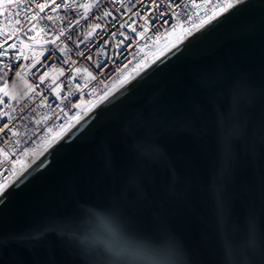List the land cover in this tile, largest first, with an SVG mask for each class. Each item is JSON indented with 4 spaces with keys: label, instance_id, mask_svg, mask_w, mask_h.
Segmentation results:
<instances>
[{
    "label": "water",
    "instance_id": "water-1",
    "mask_svg": "<svg viewBox=\"0 0 264 264\" xmlns=\"http://www.w3.org/2000/svg\"><path fill=\"white\" fill-rule=\"evenodd\" d=\"M248 4L142 69L9 184L0 264H264V0Z\"/></svg>",
    "mask_w": 264,
    "mask_h": 264
},
{
    "label": "snow or ice",
    "instance_id": "snow-or-ice-1",
    "mask_svg": "<svg viewBox=\"0 0 264 264\" xmlns=\"http://www.w3.org/2000/svg\"><path fill=\"white\" fill-rule=\"evenodd\" d=\"M179 7L172 0H4L0 4V97L12 99L14 103L0 110V134L18 135L16 113L30 107V104H25L17 109L16 104L20 103L21 96L13 97L11 93L14 80L30 74L37 81L27 86L26 99L29 102H34L38 97L40 106H47L51 94L54 100H59L63 105V108H60V104L56 105L61 112L64 108L75 110L80 107L74 100L81 86L77 84L75 89L68 87L67 95L63 94V87L79 79H83L86 87L100 76H107L105 69L117 72L113 65L123 63L128 55H134L129 49L138 52L141 39L148 38L149 32L158 36L165 30L177 16L176 9ZM192 7L208 9L201 13L207 18L185 33V38L191 36L193 31L204 29L205 25L215 27L223 23L236 12L249 7V4L248 0H232L215 6L193 4ZM182 11L190 15L186 9ZM68 13L74 18H70ZM222 15L223 19H220ZM36 47L44 51L33 52L32 49ZM171 47H176V43ZM170 51L171 48L165 46L152 63L155 64L161 57H165L166 63ZM58 64L61 66L58 67ZM148 67V62L139 65L135 75H140V71ZM46 81L52 83L46 85ZM123 83H127V80ZM45 87L48 94H45ZM32 112L34 114L35 110ZM84 115L86 113L76 116L73 123L55 139H61L64 133L71 132ZM19 119H24L23 115ZM4 147L7 149L8 144ZM43 163L40 161L37 167ZM25 175L26 170L17 173L10 182L11 187L27 183ZM8 187L9 184H0V204L5 203L10 195L6 191Z\"/></svg>",
    "mask_w": 264,
    "mask_h": 264
},
{
    "label": "built area",
    "instance_id": "built-area-1",
    "mask_svg": "<svg viewBox=\"0 0 264 264\" xmlns=\"http://www.w3.org/2000/svg\"><path fill=\"white\" fill-rule=\"evenodd\" d=\"M172 2L180 5L176 9L177 16L173 19L172 23L165 30H162L158 36L149 32L148 38L141 39L138 52L129 49V52L134 53V55H128L126 61L113 65V67L118 69L117 72L105 69L107 76H100L97 81L90 82L86 87L84 86L83 79H79L73 81L71 85L62 88L63 94L67 95L68 87L75 89L77 84L81 86V91L74 100V103L80 104V107L75 110L64 108L63 112H61L60 108H63V105L60 104L59 100H54L51 94H49L47 106H40L38 97L34 99V102H29L26 99V95L28 94L26 86L28 84H35L37 81L30 74L26 76L22 75L18 80H14L13 84H16L20 80H23L25 83L23 90L17 91V95H15L21 96L20 103L16 104L17 109L22 108L25 104H30V107L24 108L23 112L17 111L16 113L18 118L15 123L18 135L13 136L10 133L8 136H4L0 134V184H10L17 173L25 170L32 163L36 153L44 152L57 140L55 138L60 135L65 127L73 123L76 116L82 113L87 114L98 103L104 100L105 97L122 86L123 81L130 78L138 66L149 59L148 55L154 50L153 46L155 43L172 32L176 33L175 37L185 35V33L194 29L201 20L206 19L207 17L201 13L208 9L203 7L193 8V4H210L215 6L216 4L232 2V0H172ZM182 9H186L190 15H185ZM68 15L70 18H74L71 13H68ZM32 51L39 53L44 51V49L36 47ZM117 59L119 60V57ZM57 66L61 65L58 64ZM51 83L52 81L45 82L46 85H50ZM63 83L67 84L66 81H63ZM44 91L45 94H48L46 87ZM13 103L12 99L4 100L3 97H0V110L12 106ZM57 104H60V108L56 107ZM33 109L35 110L34 114L32 112ZM21 115H23L24 119H19ZM38 120H42V122L37 123ZM5 144H8L7 149L4 147ZM6 152L8 153L7 156L5 155Z\"/></svg>",
    "mask_w": 264,
    "mask_h": 264
},
{
    "label": "rangeland",
    "instance_id": "rangeland-1",
    "mask_svg": "<svg viewBox=\"0 0 264 264\" xmlns=\"http://www.w3.org/2000/svg\"><path fill=\"white\" fill-rule=\"evenodd\" d=\"M3 2L4 1H0V4H2ZM175 35H176V33L172 32L170 34H167L165 36V38H163L159 42L155 43V45L153 46L154 50H152V52L149 53V55H148L149 57L148 58L150 59L151 57L155 56V54L159 53L161 49L165 48V46H168L169 48H172L171 44L174 43L176 39H178V36L175 37ZM24 87H25V83H24L23 80L22 81L21 80L17 81L16 84H13V86H12V89H11L12 95L13 96L17 95L16 92L20 91V90H23ZM26 89H27V86H26Z\"/></svg>",
    "mask_w": 264,
    "mask_h": 264
},
{
    "label": "bare ground",
    "instance_id": "bare-ground-1",
    "mask_svg": "<svg viewBox=\"0 0 264 264\" xmlns=\"http://www.w3.org/2000/svg\"><path fill=\"white\" fill-rule=\"evenodd\" d=\"M193 32H195V31H193ZM192 32V33H193ZM185 39V35H181L180 37H178V39H176L175 40V42L174 43H178V42H180L181 40H184ZM173 44V43H172ZM171 44V45H172ZM158 54V53H157ZM157 54H155V56L157 55ZM155 56H153V57H151L147 62H148V64H151L152 63V61H153V59L155 58ZM142 71V70H141ZM140 71V72H141ZM136 72V71H135ZM135 72L130 76V78H128L127 79V81H129L131 78H133L134 76H136V75H134L135 74ZM123 84H125V83H123ZM43 152H38V153H36L35 154V156H34V158H33V160H32V162L33 161H35L41 154H42Z\"/></svg>",
    "mask_w": 264,
    "mask_h": 264
}]
</instances>
